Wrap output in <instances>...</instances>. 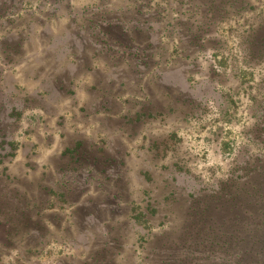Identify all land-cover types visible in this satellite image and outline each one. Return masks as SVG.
Returning a JSON list of instances; mask_svg holds the SVG:
<instances>
[{
    "label": "rangeland",
    "instance_id": "rangeland-1",
    "mask_svg": "<svg viewBox=\"0 0 264 264\" xmlns=\"http://www.w3.org/2000/svg\"><path fill=\"white\" fill-rule=\"evenodd\" d=\"M263 169L264 0H0V264H264Z\"/></svg>",
    "mask_w": 264,
    "mask_h": 264
},
{
    "label": "trees",
    "instance_id": "trees-1",
    "mask_svg": "<svg viewBox=\"0 0 264 264\" xmlns=\"http://www.w3.org/2000/svg\"><path fill=\"white\" fill-rule=\"evenodd\" d=\"M252 30L245 36V39L248 43H254L257 39L255 36L256 27H252ZM259 179H243L237 181L238 185L243 188L245 191V198L248 200V203H253V205H264V169L258 174Z\"/></svg>",
    "mask_w": 264,
    "mask_h": 264
}]
</instances>
